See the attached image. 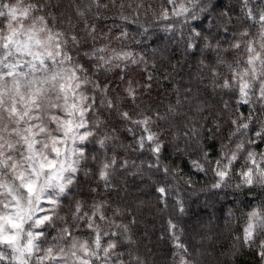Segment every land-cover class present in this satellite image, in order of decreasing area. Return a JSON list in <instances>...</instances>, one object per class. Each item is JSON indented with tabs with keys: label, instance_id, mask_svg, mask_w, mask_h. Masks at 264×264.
Here are the masks:
<instances>
[{
	"label": "clouds",
	"instance_id": "9594fccd",
	"mask_svg": "<svg viewBox=\"0 0 264 264\" xmlns=\"http://www.w3.org/2000/svg\"><path fill=\"white\" fill-rule=\"evenodd\" d=\"M0 264H264V0H0Z\"/></svg>",
	"mask_w": 264,
	"mask_h": 264
}]
</instances>
